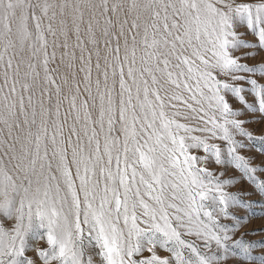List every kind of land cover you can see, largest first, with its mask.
Returning <instances> with one entry per match:
<instances>
[{"label": "snow or ice", "instance_id": "6c2138e0", "mask_svg": "<svg viewBox=\"0 0 264 264\" xmlns=\"http://www.w3.org/2000/svg\"><path fill=\"white\" fill-rule=\"evenodd\" d=\"M257 217L264 0H0V264H264Z\"/></svg>", "mask_w": 264, "mask_h": 264}, {"label": "rangeland", "instance_id": "374dc122", "mask_svg": "<svg viewBox=\"0 0 264 264\" xmlns=\"http://www.w3.org/2000/svg\"><path fill=\"white\" fill-rule=\"evenodd\" d=\"M237 108L240 107V105H236ZM242 119L244 118L243 116L241 117ZM246 127L253 131V133H258L260 131L259 129V125L255 122H249L246 124ZM258 147V145H250V150L249 151H243L242 150V154H244L245 156H255L256 157V161L257 163L259 162L260 158H261V155L259 153L256 152V148ZM210 168H212L213 170L219 172L221 170L225 171V176L222 177V178H228V177H232V176H236L239 178V173L237 171H235L234 169L228 167V166H216L215 164H210L209 165ZM232 191H236L237 189L234 187L231 189ZM244 199H249V200H256V201H259L260 200V197L259 196H256V195H252V196H245L243 197ZM241 215H243L244 213L241 212L240 213ZM261 219H264V217H257V218H253L250 223L248 224V227H256V226H259L260 222H261ZM247 229L246 228H241V231H246ZM246 239L248 240H259L261 239L262 237L260 235H255V236H246L245 237ZM158 251V254L161 256V257H165L168 255V253L166 251H163V250H160V249H157ZM229 264H231V262H229Z\"/></svg>", "mask_w": 264, "mask_h": 264}]
</instances>
